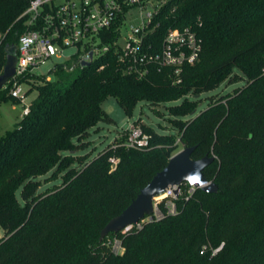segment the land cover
<instances>
[{"label":"trees","instance_id":"1","mask_svg":"<svg viewBox=\"0 0 264 264\" xmlns=\"http://www.w3.org/2000/svg\"><path fill=\"white\" fill-rule=\"evenodd\" d=\"M20 12L0 0V31ZM155 24L151 44L176 27L191 28L201 44L178 84L169 69L125 74L112 54L86 67L72 59L41 78L28 114L0 135V264H264V0H167ZM19 28L0 47V74ZM236 77L244 85L209 97L198 111L202 94ZM107 98L127 117L141 102L171 104L177 135L142 124L148 147L127 148L123 136L93 159L81 156L90 131L113 123L101 107ZM8 99L0 90V104ZM180 147H195L193 160L215 157L203 176L217 192L188 195L183 184L174 214L163 200L160 219L99 241ZM48 173L46 183H58L40 192ZM113 238L121 254L112 251Z\"/></svg>","mask_w":264,"mask_h":264},{"label":"built area","instance_id":"2","mask_svg":"<svg viewBox=\"0 0 264 264\" xmlns=\"http://www.w3.org/2000/svg\"><path fill=\"white\" fill-rule=\"evenodd\" d=\"M18 4L20 14L9 28L0 31V47L8 33L20 24L15 33V73L5 88L12 99L21 100L20 85L28 75L47 60L60 58L66 48H74L71 57L91 65L104 55L116 57L118 67L125 74L144 77L151 68L157 72L171 71L173 83L180 82L185 66H193L199 59L201 44L195 32L189 27L169 29L160 44H151L148 38L156 28L155 18L166 1L161 0H2ZM132 21L130 27L127 24ZM127 33L123 34V30ZM20 32V33H19ZM121 40L123 42L121 43ZM104 65L99 67L102 70ZM29 79V78H28ZM47 78L46 81H49ZM28 106L23 108V116ZM149 138L139 126H131L126 140L127 148H146ZM115 164L116 162L112 160ZM183 185V184H182ZM186 185V184H184ZM181 193V185L166 191L164 199L157 201L153 215L142 220L160 219L157 204L167 200L168 214L175 213L173 191ZM195 188L187 189L191 195ZM131 227V228H133ZM128 230L122 231L125 233ZM115 254H121L120 242L111 244Z\"/></svg>","mask_w":264,"mask_h":264},{"label":"rangeland","instance_id":"3","mask_svg":"<svg viewBox=\"0 0 264 264\" xmlns=\"http://www.w3.org/2000/svg\"><path fill=\"white\" fill-rule=\"evenodd\" d=\"M167 1V0H161ZM132 24H135L131 20L127 24V27H130ZM123 34L127 33L124 29ZM123 40H121V43ZM76 50L74 48H66L61 54L60 58L53 57L39 67L35 68L32 71V76L29 79H25L20 88L22 90V99L13 102L12 99L0 104V135H4L6 132L12 130L17 122H19L23 117V108L24 106H29L30 103L36 99L37 90L39 86L43 85L41 78L42 77H52L51 70L56 65H61L65 62L70 61L71 57L75 54ZM239 76L240 73L236 72ZM38 78V79H37ZM234 84L226 85L225 83L221 84L216 90L202 94L200 96L201 104L198 108L202 110L208 105V98L213 97L217 99L218 96L224 95L228 92H231L236 87H241L244 85V80L236 77L233 80ZM6 89V88H4ZM173 104V103H172ZM171 104H160L157 106L150 105L146 102L138 103L135 107L131 117H127L122 110V108L117 104L113 98H107L101 105L105 113L113 120V123H99L94 131H90V136L86 140V145L83 150L80 151L81 156H89L90 159H93L97 156L99 152L104 150L109 144H112L115 139H119L123 136L129 134V128L131 126H139L144 124L152 127L156 132L165 135H177V130H175L171 124L172 117L169 115L166 107ZM183 148L180 147V152ZM50 176V173L45 175L40 179L42 187L40 192H43L48 187H51L52 184L56 182H47L46 179ZM60 181V180H59ZM3 237V232L0 230V238ZM115 239H109V242H113Z\"/></svg>","mask_w":264,"mask_h":264},{"label":"water","instance_id":"4","mask_svg":"<svg viewBox=\"0 0 264 264\" xmlns=\"http://www.w3.org/2000/svg\"><path fill=\"white\" fill-rule=\"evenodd\" d=\"M15 47L6 46V61L0 74V90L4 89L15 73ZM82 67L89 66L82 63ZM195 147L183 148L168 161L166 167L158 172L151 181L140 190L138 195L128 207L118 216L112 218L101 230L99 241H102L109 234H117L138 225L142 220L153 215L157 198L164 196L168 189L186 184L189 188L201 189L207 194L217 192L215 184L208 182L203 171L215 161L213 156H204L201 159L193 160L191 155ZM178 196L177 189L173 191ZM164 199V198H162ZM161 199V200H162Z\"/></svg>","mask_w":264,"mask_h":264},{"label":"bare ground","instance_id":"5","mask_svg":"<svg viewBox=\"0 0 264 264\" xmlns=\"http://www.w3.org/2000/svg\"><path fill=\"white\" fill-rule=\"evenodd\" d=\"M162 198H164V196L158 197L156 200L160 201Z\"/></svg>","mask_w":264,"mask_h":264}]
</instances>
